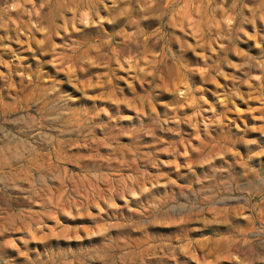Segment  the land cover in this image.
Masks as SVG:
<instances>
[{
    "label": "rangeland",
    "instance_id": "374dc122",
    "mask_svg": "<svg viewBox=\"0 0 264 264\" xmlns=\"http://www.w3.org/2000/svg\"><path fill=\"white\" fill-rule=\"evenodd\" d=\"M0 264H264V0H0Z\"/></svg>",
    "mask_w": 264,
    "mask_h": 264
}]
</instances>
